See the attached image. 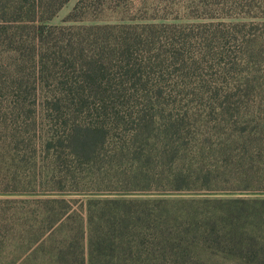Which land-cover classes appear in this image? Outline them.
Returning <instances> with one entry per match:
<instances>
[{"label": "trees", "instance_id": "trees-1", "mask_svg": "<svg viewBox=\"0 0 264 264\" xmlns=\"http://www.w3.org/2000/svg\"><path fill=\"white\" fill-rule=\"evenodd\" d=\"M68 1L0 0L6 168L51 232L78 227L60 249L80 238L96 264V244L157 224L164 200L132 193H264V0H79L49 25Z\"/></svg>", "mask_w": 264, "mask_h": 264}, {"label": "rangeland", "instance_id": "rangeland-1", "mask_svg": "<svg viewBox=\"0 0 264 264\" xmlns=\"http://www.w3.org/2000/svg\"><path fill=\"white\" fill-rule=\"evenodd\" d=\"M78 1L69 0L48 24H64ZM146 2L167 7L176 15L184 0ZM13 122L7 101L0 98V264H54L59 250L66 253L65 263L80 264L84 251L80 238L59 248L78 227L64 225L51 232L47 224L38 221L37 196L16 192L27 176L16 166L6 168L15 148L11 143ZM28 136L34 138L33 133ZM125 196L164 200L150 203L158 209L157 224L134 230L115 245L113 240L101 247L96 244V264L126 257L154 260L153 264H264V203L259 200L264 199V193L182 191Z\"/></svg>", "mask_w": 264, "mask_h": 264}]
</instances>
